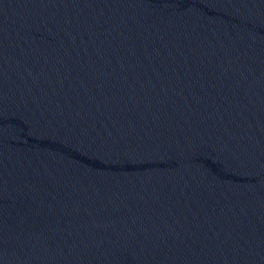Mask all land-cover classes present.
<instances>
[{
    "label": "water",
    "instance_id": "95a60500",
    "mask_svg": "<svg viewBox=\"0 0 264 264\" xmlns=\"http://www.w3.org/2000/svg\"><path fill=\"white\" fill-rule=\"evenodd\" d=\"M0 264H264V0H0Z\"/></svg>",
    "mask_w": 264,
    "mask_h": 264
}]
</instances>
